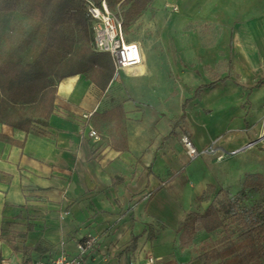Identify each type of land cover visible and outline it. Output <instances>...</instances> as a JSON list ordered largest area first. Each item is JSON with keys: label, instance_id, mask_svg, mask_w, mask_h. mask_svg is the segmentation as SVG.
<instances>
[{"label": "crops", "instance_id": "obj_1", "mask_svg": "<svg viewBox=\"0 0 264 264\" xmlns=\"http://www.w3.org/2000/svg\"><path fill=\"white\" fill-rule=\"evenodd\" d=\"M220 3V11L228 12L222 48L216 43L207 49L194 35L179 38L177 47L176 38H167L169 46L181 54L180 63L166 47L160 50L167 54L166 60L145 79L147 50L140 40L133 41L140 48L141 69L137 76L120 72L137 84L123 89L125 101L106 97L110 85L100 91L83 75L69 76L56 85L45 135L25 134L0 123L1 136L23 143L19 147L0 140V233L3 223L20 233L31 226L24 238L16 237L12 244L0 238V264L45 263L60 252L73 257L76 244L87 237L94 242L81 258L82 264H129L131 260L144 264L148 258L154 264L182 261L180 253L174 254L176 230L196 201L205 204L203 210L210 204L201 198L212 191L209 187L218 186L211 167L224 156L191 160L180 146V137L188 135L199 150L217 141L225 152L221 98L229 92L224 89L233 80V87L248 96L256 82L237 86L234 78L241 76L233 72L234 76L201 81L197 70L219 64L220 50L230 71L241 65V59L249 69L253 67L239 36H245L247 47L254 42L264 46L260 36L264 13L251 16L254 20L237 31L235 1ZM251 11V5L244 8L246 20ZM183 65L190 69L180 72L185 90L178 92L175 81L164 74ZM90 112V118L82 119ZM89 126L100 135L98 142L87 135ZM243 141L239 137L227 145ZM35 245L37 250L23 254V246Z\"/></svg>", "mask_w": 264, "mask_h": 264}, {"label": "trees", "instance_id": "obj_2", "mask_svg": "<svg viewBox=\"0 0 264 264\" xmlns=\"http://www.w3.org/2000/svg\"><path fill=\"white\" fill-rule=\"evenodd\" d=\"M91 1L97 5L104 1L112 11L127 6L122 13L125 32L152 0ZM12 14L24 17L29 27L23 29L13 45L0 50V123L25 134L45 135L43 129L54 111L57 83L69 76L83 75L94 87L105 91L113 79L114 66L107 54L92 49L91 23L84 0H0V17ZM14 26L3 28L0 44L9 40ZM262 86L264 79L257 80L252 89ZM115 110L118 113L121 108L117 106ZM0 140L23 146L1 135ZM262 188L264 176L255 174L248 175L241 190L234 194L222 190L224 202L211 201L199 214L185 216L176 230L178 245L186 248L201 231L206 234L221 231L222 238L214 243L204 242L195 249L202 264H264V198L246 204L249 193ZM5 227L0 238L9 244L16 237L24 238L31 228L29 225L23 233H7ZM37 248L23 246L22 251L27 255Z\"/></svg>", "mask_w": 264, "mask_h": 264}, {"label": "rangeland", "instance_id": "obj_3", "mask_svg": "<svg viewBox=\"0 0 264 264\" xmlns=\"http://www.w3.org/2000/svg\"><path fill=\"white\" fill-rule=\"evenodd\" d=\"M234 1L236 3L234 24H237V31L244 30V27L247 25L246 23L251 19L254 20L255 17L253 18L251 16L261 17V13H264V11H262V9H264V0ZM220 2L221 0H152L150 2L146 10L137 17L136 21L124 32L128 41L133 42L135 40H140L143 43V47L147 50L145 79L152 77V73L158 68L157 66L161 65V61L166 60L167 54L160 52V50H165L166 47L171 51L173 50L177 64L180 63L181 54H179L176 49L169 46V39L167 38L179 39L194 35L195 39H199L207 49L213 48L216 43L218 48L223 47L220 42L223 38L222 33L224 28L227 26L225 15L227 16L228 12L223 10V8L220 11L222 7V3ZM249 5H251L252 11L250 12L249 19L246 20L247 18H244L243 11L244 8L247 6L249 7ZM126 7L127 6L117 7L114 12H118L122 18V13ZM14 24L16 26H14L15 29L11 37L7 40L8 42L5 41L0 44V50L5 47L9 48L13 45L16 40L20 39L19 37L23 29L29 27L28 21L24 17H21L20 14L0 17V36L3 34L1 32H3L4 27L8 25L13 26ZM260 36L262 41H264V33ZM176 39L175 46L177 47L181 43L179 42L180 39ZM239 39L240 44L243 45L245 49L248 48L247 52L251 56L254 66L249 69L244 65L243 59H241L240 56L241 65L235 67L233 71H230L226 66V57L224 53L221 52L222 50H220L218 51V57L220 58L218 59L219 64H216L213 68L204 67L202 70H197V75L200 77L201 81H209L217 77L221 79L227 74L234 76L231 72L239 73L241 76L239 79L233 77L237 83L234 84L237 86L238 84H243L249 87L252 86L255 81L264 79V46L260 47L259 44L254 42L250 43V46L247 47L245 44V36H239ZM183 67L184 68L179 67L176 72L164 74L167 78L175 81L176 90L175 88L174 90L178 92L181 91V89L185 90L184 75H181V73L190 69L187 65H183ZM159 75L160 74H158V76ZM114 78L115 79L109 86L108 95L106 97L112 100L125 101L123 89L127 88V90H129L128 86H136L137 84L136 82H128V77L125 74L120 76L119 73L118 76ZM239 80L240 83L237 82ZM196 81L198 80L196 79ZM229 81L227 84L229 89H224V92L227 91L229 93L227 96L221 98L225 152L218 147L216 144L217 141H215L211 142L216 149L214 153L199 156L200 158L210 156L211 158L217 159H221L222 156H224L223 161L216 162L214 166L211 167L212 174L216 177L218 186L216 188L214 186L212 191L201 198L204 202L208 201L210 203L213 201L216 204L217 202H224V193L222 190L228 189L234 194L241 190V184L248 175L262 174V176H264V86L252 90V92L246 96V91L243 92L240 91L239 88H234L232 85L233 80ZM224 95H226V93ZM183 135L186 134H182V136ZM186 136L189 138L188 135ZM239 137L244 140L243 143L232 146L227 145V143L236 142L239 140ZM104 140H107V137H104ZM180 146H182L181 141ZM182 149H184L186 153L184 146H182ZM262 198H264V188L255 192L251 191L246 204L251 205ZM196 203L197 205L190 213L199 214L203 211L205 204H201L202 202L200 200L196 201ZM5 229L6 232H10L8 227H5ZM223 236L224 233L221 231L214 232L213 234L200 232L194 237L191 246L186 249L181 248L175 243L173 245L174 254L177 256V254L180 253L179 256H181L182 260L178 264H202L198 259V253L195 249L199 248L204 242L214 243Z\"/></svg>", "mask_w": 264, "mask_h": 264}, {"label": "built area", "instance_id": "obj_4", "mask_svg": "<svg viewBox=\"0 0 264 264\" xmlns=\"http://www.w3.org/2000/svg\"><path fill=\"white\" fill-rule=\"evenodd\" d=\"M84 8L91 23L92 49L110 57L114 66V77L129 68L137 67L141 60L140 48L134 42L127 40L121 15L107 7L104 1L97 5L94 1L84 0ZM92 114L93 112L83 114L82 119H88ZM87 135L94 142H98L100 139V135L90 126ZM180 141L191 160L201 155H210L216 150L212 144L205 149H196L186 135H183ZM93 242L92 237L79 241L76 244L77 254L73 257L60 252L50 261L45 263L38 261L35 264H82L81 258L85 256ZM129 264H138V262L131 260ZM144 264H154V261L152 258H148Z\"/></svg>", "mask_w": 264, "mask_h": 264}, {"label": "bare ground", "instance_id": "obj_5", "mask_svg": "<svg viewBox=\"0 0 264 264\" xmlns=\"http://www.w3.org/2000/svg\"><path fill=\"white\" fill-rule=\"evenodd\" d=\"M140 67H134V68H129L127 71L131 73L132 76H137L138 73L140 72Z\"/></svg>", "mask_w": 264, "mask_h": 264}]
</instances>
